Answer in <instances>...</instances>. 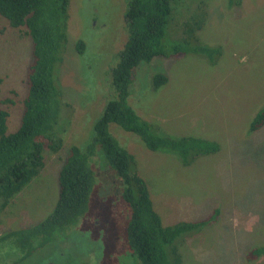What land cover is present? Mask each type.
<instances>
[{
	"label": "rangeland",
	"instance_id": "374dc122",
	"mask_svg": "<svg viewBox=\"0 0 264 264\" xmlns=\"http://www.w3.org/2000/svg\"><path fill=\"white\" fill-rule=\"evenodd\" d=\"M241 1L239 7L228 8L227 0H169L163 43L195 46L180 27L195 32L202 24L195 32L200 44L220 49V55L215 64L194 54L155 57L134 69L129 89V105L154 123V134L210 139L219 145L218 152L200 155L184 166L172 152L149 151L137 135L115 124L108 128L134 156L164 226L199 221L220 210L217 220L177 240L183 264H264V256L246 258L250 249L264 244V126L249 132L264 104V0ZM126 8L127 0L70 1L67 44L56 69L62 97L70 104L61 107L58 125L66 119L70 124L64 134L59 132L62 150L46 157L41 174L10 204L0 220V235L50 215L70 145L84 149L93 142L94 126L112 98L107 90L110 69L127 41ZM79 37L87 42L83 56L75 49ZM31 60V41L19 39L0 19V99L14 101L9 106L11 130L19 123V101ZM158 73L168 82L154 89ZM89 165L94 184L80 225L60 232L18 264L133 263L121 242L130 213L122 181L99 145ZM19 255L12 240L0 241V264H14Z\"/></svg>",
	"mask_w": 264,
	"mask_h": 264
},
{
	"label": "trees",
	"instance_id": "16d2710c",
	"mask_svg": "<svg viewBox=\"0 0 264 264\" xmlns=\"http://www.w3.org/2000/svg\"><path fill=\"white\" fill-rule=\"evenodd\" d=\"M70 1L0 0V19L16 32L19 39H29L32 50V60L24 79L25 93L19 101L22 112L13 130L9 106L14 101L9 97L0 99V220L18 194L41 174L48 156L59 153L64 144L59 132H65L66 123L69 125L70 121L66 119L58 125L60 109L70 107V104L62 97L56 69L63 61L67 44ZM241 4V0H227L228 8ZM170 15L169 0H127L124 14L127 41L108 75L107 90L112 92V98L94 126L93 142L84 149L70 145L58 173V196L51 214L33 226L15 228L0 235V241L12 240L20 249L14 264L21 263L37 249L54 241L65 229L74 231L80 225L77 223L88 210L93 189L94 174L89 158L97 145L122 181V197L130 213L121 242L132 264H183L177 240L217 220L219 209L199 221L164 226L160 214L154 209L147 182L137 171L134 156L108 129L110 124H115L137 135L149 151L172 152L184 166L191 165L200 155L219 151V145L210 139L154 134V123L142 119L128 103L133 72L141 63H149L158 56L194 54L215 64L220 55V49L200 44L195 32L201 30L202 24L195 32L191 27H180L195 46H166L163 39ZM75 49L79 56H83L87 42L79 37ZM167 82L168 77L158 73L153 78V87L159 89ZM263 126L264 104L253 117L249 132ZM263 256L264 244H259L248 251L246 258L253 261Z\"/></svg>",
	"mask_w": 264,
	"mask_h": 264
}]
</instances>
